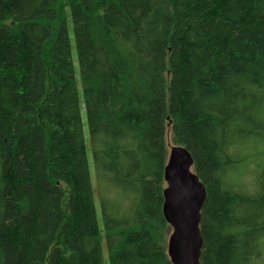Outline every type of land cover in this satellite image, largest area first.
I'll return each mask as SVG.
<instances>
[{"label": "trees", "instance_id": "trees-1", "mask_svg": "<svg viewBox=\"0 0 264 264\" xmlns=\"http://www.w3.org/2000/svg\"><path fill=\"white\" fill-rule=\"evenodd\" d=\"M168 126L207 187L200 264H264V0H0V264H105L97 202L110 264H172Z\"/></svg>", "mask_w": 264, "mask_h": 264}, {"label": "water", "instance_id": "water-1", "mask_svg": "<svg viewBox=\"0 0 264 264\" xmlns=\"http://www.w3.org/2000/svg\"><path fill=\"white\" fill-rule=\"evenodd\" d=\"M193 166L194 158L187 147H171L164 170L163 214L172 227L167 243L172 264L201 262L204 246L201 220L207 187Z\"/></svg>", "mask_w": 264, "mask_h": 264}, {"label": "rangeland", "instance_id": "rangeland-1", "mask_svg": "<svg viewBox=\"0 0 264 264\" xmlns=\"http://www.w3.org/2000/svg\"><path fill=\"white\" fill-rule=\"evenodd\" d=\"M67 10L69 11L70 9L67 8ZM70 36H71V45H72L75 72H76V76H77L78 89H79L80 98H81V115H82V123H83L85 139H86V143H87L90 170H91V174H92L93 180H95V170H94V163H93V157H92L91 139H90V133H89V128H88L87 113H86V108H85L84 99H83V89H82V84H81V80H80L78 53H77V50H76V44H75V40H74V34H73V29H72V23L71 22H70ZM166 143H167L168 155H169L171 147L175 145L173 140H172V132H171L170 126L167 127V131H166ZM249 149L251 151L256 150L257 149L256 144L249 145ZM261 150L264 151V148L262 147ZM255 156H257V155L255 154ZM250 159H252V161H250L248 163V166H246V164H245V166H246L245 168L246 169H241L242 171H244L243 175L242 174H240V175L237 174V176H236V173H235V175H233V178H236L238 183H240V184H243V183L251 184L253 181H255V179L258 178V176L261 175V171H262L263 168L261 170H259L260 169L259 166L256 165V159H254L251 156H250ZM97 204H98L97 205V208H98L97 210H98L99 226L102 229V239H103V245H104L105 264H110L109 259H108V251H107V248H106L105 235H104V231H103V220H102L100 205H99L98 202H97ZM171 233H172V227H171V231L169 233V236H170Z\"/></svg>", "mask_w": 264, "mask_h": 264}]
</instances>
